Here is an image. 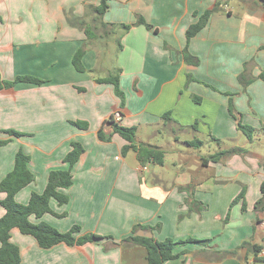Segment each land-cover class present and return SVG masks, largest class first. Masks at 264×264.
I'll return each mask as SVG.
<instances>
[{
  "label": "crops",
  "instance_id": "1",
  "mask_svg": "<svg viewBox=\"0 0 264 264\" xmlns=\"http://www.w3.org/2000/svg\"><path fill=\"white\" fill-rule=\"evenodd\" d=\"M99 2L0 0L2 77L46 80L0 90V140H8L0 146V181L22 149L35 180L16 199L27 203L32 192L44 191L51 170L69 167L63 159L71 142L79 141L85 151L72 167L73 184L63 189L69 201L51 200L52 209L66 215L31 219L63 232L79 225L78 235L113 236L44 249L14 228L11 240L20 247L23 264H138L143 246L113 242L141 229L157 240L211 239L208 246L178 245L175 252L188 253L163 264H251L256 259L249 244L241 259L211 261L203 251L233 249L243 241L264 244V213L255 209L264 182V81L258 78L264 69V0H108L98 18L91 7ZM218 3L220 9L189 43L200 63H186L182 51L186 30L198 18L195 12ZM139 16L153 28L137 23ZM122 24L131 27L125 30ZM86 27L93 38H87ZM82 47L84 72L73 64ZM241 73L253 78L246 87ZM109 74H118L124 104L113 84L97 81ZM188 74L195 79L189 84ZM230 102L242 123L254 128L251 139L238 128ZM117 110L120 124L136 126L137 142L165 151L163 165L145 169L135 151L123 154L126 141L113 130L109 141L99 138ZM71 120L89 126L81 129ZM219 150L231 153L208 160ZM243 189L245 209L242 199L232 204ZM4 212L0 205V217ZM136 225L152 229L134 232Z\"/></svg>",
  "mask_w": 264,
  "mask_h": 264
},
{
  "label": "trees",
  "instance_id": "2",
  "mask_svg": "<svg viewBox=\"0 0 264 264\" xmlns=\"http://www.w3.org/2000/svg\"><path fill=\"white\" fill-rule=\"evenodd\" d=\"M108 7V0H100L99 4L92 6L91 8L97 14V17L101 18L107 11ZM219 9L220 4L218 3L213 7L206 9L201 14L195 12V16L198 18L196 22L192 23L186 30V45L182 51L186 63L192 65H198L200 63L199 57L191 53L189 50L190 40L207 25L210 16ZM137 23L144 24L149 29L153 28V25L148 23L142 16L138 17ZM122 25L125 30H128L131 27L129 24ZM85 33L87 38H93L95 36L93 30L89 27L85 28ZM84 53L85 49L82 47L75 53L73 58L75 68L81 72L86 71L82 62ZM258 78L264 81V69L261 70ZM193 80H195L194 77L191 74H188L187 84ZM45 81L46 80L42 78L31 75H18L12 80H6L2 77L0 71V90L14 87L19 82L42 84ZM97 81L100 83L105 82L113 84L115 93L122 99V104H124L125 94L121 89L118 74H109L108 76L97 78ZM239 81L244 87H246L253 81V78L248 77L245 73H241L239 75ZM194 97L197 98V96ZM229 111L237 120L238 128L251 139L254 128L242 123L241 113L236 111L233 102H230ZM169 115L170 112H166L163 115L164 119L169 117ZM108 121L112 123L113 132L118 133L126 141V143L122 146L123 154L133 150L137 153V158L142 165H146L148 163L163 165L165 151L149 143L137 142L136 126L122 125L116 122L113 119V116H111L106 122ZM71 123L81 129H87L89 126V123L83 120H71ZM6 132L14 136L23 135L22 132L14 129H8ZM112 133L107 137L103 129H100L99 138L104 141H109L112 138ZM6 143H8V140H0V146ZM196 143H199L197 146H200L202 141L197 139ZM84 151L85 148L81 142L72 141L71 149L63 159L64 162L68 163L69 167L67 169L51 170L44 191L41 193L32 192L27 203L18 202L16 195L22 188L26 187L35 180V175L29 168L30 156L22 149L17 151L13 169L9 171L0 181V193H4V197L0 198V205L5 210L4 214L0 217V264H23L20 248L11 240V231L14 228H18V230L23 234L34 237L38 245L44 249L51 248L59 243H65L67 245H82L87 242L97 240L113 239V236L111 235H99L96 233L93 235H78L81 231V227L79 225H74L68 231L63 232L45 221L34 222L31 219L32 216L35 218H42V216L46 213H52L58 217H64L66 215V213L55 212L52 209L51 200H56L59 205L68 203L69 196L63 191V189H68L73 184L72 167L80 159ZM229 153H231V151L219 150L211 154L208 160L217 161ZM261 192L262 196L256 201L255 209L256 211L264 213V182L261 185ZM241 199L243 200V209H245V189H243L242 192L233 200L232 204L237 203ZM139 228L152 229L150 226L136 225L133 228L134 232ZM127 241H132L145 248V258L147 264H163L167 260L176 259L181 254L188 253V250H183L180 253L175 252V248L178 245H185L192 242L208 246L211 239H200L189 236L185 239L179 240H175L173 238L157 240L154 237H144L132 234L119 242H113V244L120 246ZM247 244L250 245V253L253 254L254 258L264 263V244L251 243L249 241H243L239 246L233 249H208L204 250L203 253L205 258L211 261H219L229 257H237L241 259V251ZM243 259L247 260L246 254Z\"/></svg>",
  "mask_w": 264,
  "mask_h": 264
},
{
  "label": "water",
  "instance_id": "3",
  "mask_svg": "<svg viewBox=\"0 0 264 264\" xmlns=\"http://www.w3.org/2000/svg\"><path fill=\"white\" fill-rule=\"evenodd\" d=\"M103 130H104V133L106 134V136L108 137L111 134V131L113 130L112 123L109 121L106 122L104 124ZM137 235L144 236V237H152V232H148V231L141 229L139 232H137Z\"/></svg>",
  "mask_w": 264,
  "mask_h": 264
},
{
  "label": "rangeland",
  "instance_id": "4",
  "mask_svg": "<svg viewBox=\"0 0 264 264\" xmlns=\"http://www.w3.org/2000/svg\"><path fill=\"white\" fill-rule=\"evenodd\" d=\"M98 73H100L101 75H105V72L104 71H100V72H98ZM186 137H188V134H185L183 137H182V139H184V138H186ZM203 150H204V152H206V153H208L209 152V149L208 148H203ZM154 167H157L156 165H153L152 166V168H154ZM16 244V243H15ZM17 245V244H16ZM18 246V245H17ZM19 247V246H18ZM20 248V247H19ZM143 248V250H144V252H145V256H146V251H145V248L144 247H142ZM252 254V253H251ZM145 256L143 257V261H139V263L138 264H147V262H146V258H145ZM22 263H23V261H22ZM251 264H264L263 262H261V261H259V260H254Z\"/></svg>",
  "mask_w": 264,
  "mask_h": 264
},
{
  "label": "built area",
  "instance_id": "5",
  "mask_svg": "<svg viewBox=\"0 0 264 264\" xmlns=\"http://www.w3.org/2000/svg\"><path fill=\"white\" fill-rule=\"evenodd\" d=\"M112 116H113V119H114L116 122L119 123L120 120H121L122 114H121V112H120L119 110H117L116 112H114V114H113ZM149 164H150V163L146 164V165L144 166V168L146 169V168L148 167Z\"/></svg>",
  "mask_w": 264,
  "mask_h": 264
}]
</instances>
